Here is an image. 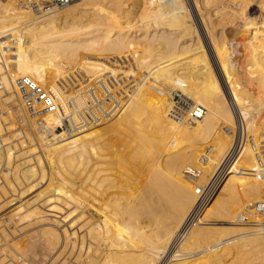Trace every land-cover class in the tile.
<instances>
[{
	"label": "bare ground",
	"instance_id": "6f19581e",
	"mask_svg": "<svg viewBox=\"0 0 264 264\" xmlns=\"http://www.w3.org/2000/svg\"><path fill=\"white\" fill-rule=\"evenodd\" d=\"M7 2L9 4L0 7V101L7 108L0 115V133L8 128L12 132L13 124L7 127L5 124L13 117L12 121L16 119L18 122L14 123L20 127L11 135L17 142L8 141L10 137L4 138L0 134V149L3 148L0 163L5 157L7 167L11 168L17 158L23 159L24 166L19 167L21 178L18 175L14 178L11 170L3 174L0 212L6 205L12 206L5 215L11 222L17 219L18 224L11 234L4 230L6 224V227L0 226L4 230L0 231V264H52L62 254L60 262L67 264L66 253H63L67 245L72 250L78 246L79 250L73 259L75 262L70 261L75 252L70 258L68 256L70 263L161 264L175 235L187 230L188 216L198 202L194 187L185 179L182 168L196 166L203 173L202 178H209L230 149L234 131L239 127L237 119L245 121L248 131L252 122L249 116L255 112L260 118L258 125L264 129V0L256 4L260 8L259 16L249 14L251 6L248 2L234 1V39L230 40L246 53L236 48L233 53L228 46H218L216 40L211 39L213 27L210 23L211 19L217 21L218 10L210 12L212 9L208 7L209 11L202 12L206 5L214 4L213 0L206 3L192 0L205 35L190 19L184 0H141V11L131 15L136 19L133 25L126 24L131 19L133 0H96L91 6L73 1L59 7L50 6L55 3L53 0L35 5H32L34 0ZM104 2L107 9L102 8ZM36 6L40 10L38 14L34 11ZM206 35L221 67L220 76L215 71L217 67H212L217 62L212 63L210 46L206 49V43H202V39L206 41ZM135 44L159 51L160 64L150 65L148 71L139 69L134 72L136 75L122 79L123 70L100 61L107 52L121 51L123 54L122 50ZM87 52H95L99 57L88 56ZM230 52L233 54L229 55ZM235 54L239 55L237 60ZM108 72L121 80L124 94L119 97L110 94L111 86L104 76ZM159 74L171 81L183 78V95L206 108L202 119L170 117L171 96L166 97L163 87L157 88L155 83L149 82ZM25 76L27 80L22 79ZM17 78L22 80L18 82ZM61 80H69L68 85L74 91L68 94L70 90L67 89L66 94L60 87L64 83L61 84ZM121 84L118 83V87ZM193 86H199V89L189 95ZM38 87L41 89L37 90ZM117 90L120 93L119 88ZM224 91L230 99L233 97L239 111L236 112L231 101L230 107ZM43 92L58 106L56 104L51 111L37 113L34 117L28 116V106L34 105L38 110L48 106L50 101L43 100ZM106 97L113 100L111 108L105 106ZM118 101L125 107L114 111L121 113L117 115L120 122L116 120L119 126L114 130L120 137L127 135L128 144L124 149L116 145L118 135L113 142V138L109 140L110 132L108 137L103 131L93 129L103 124L117 108ZM63 117L67 118L66 127ZM38 120L48 123L49 132L37 129ZM222 123L223 132L219 129ZM57 127L63 129L61 134L56 135ZM48 133L54 135L51 141ZM255 134L252 144L244 146L236 160V164L240 163L236 165L238 170H232L231 176L237 178L238 182L234 180V183H242L243 190H249L254 198L250 197V201L264 203V176L260 175L264 171V130ZM183 143H189L190 151L174 153ZM15 148L20 150L18 155H15ZM33 154H36L33 156L35 161L31 158ZM68 171L72 174L70 177ZM228 177L232 178L230 174ZM22 181L24 186L28 185L23 191L20 190ZM44 182L47 184L45 189L29 195L42 183L45 185ZM232 183L228 186L230 191L236 185ZM238 186L237 190H242ZM236 191L233 190L237 196ZM7 193L9 197L4 199ZM145 213L157 227V233L153 232L157 235L154 241L146 238V226L141 224V219L147 218ZM141 215L145 217L141 218ZM261 216L254 218L251 226H245L244 222L233 221L234 212H217L214 221L208 223L206 219L204 223L217 225L219 222L223 228L199 227L195 223L196 227L190 230L186 239L183 238L185 241L181 246L179 244L180 249L171 252L169 260L172 264H241L245 255L257 247L260 249L258 255H250L243 262L264 264V216ZM26 219L31 220L25 222ZM24 223L28 224L17 227ZM10 235L19 239L10 243L15 239L11 236L13 239L9 240ZM248 237H252L251 242L246 240L242 246L233 242L224 244ZM220 240L224 247L219 246L222 242L217 243ZM211 244L213 248L207 247ZM102 245L106 248L102 249ZM198 253L201 256L196 258ZM83 254L85 257L81 258Z\"/></svg>",
	"mask_w": 264,
	"mask_h": 264
},
{
	"label": "rangeland",
	"instance_id": "374dc122",
	"mask_svg": "<svg viewBox=\"0 0 264 264\" xmlns=\"http://www.w3.org/2000/svg\"><path fill=\"white\" fill-rule=\"evenodd\" d=\"M7 1H9V2H11L10 0H7ZM6 0L4 1V0H0V7L1 8H3L4 6H5V4H9L8 2H7ZM73 1L75 2V1H77V2H75V4L76 3H78L79 4V2L80 3H89V4H86V5H88V6H91V4L92 3H94V2H96V0L95 1H93L92 2V0H80L79 2H78V0H72L71 2L73 3ZM82 1V2H81ZM85 1V2H84ZM97 1H99V0H97ZM185 1V3H186V5H187V7H188V9H189V16H190V19L195 23V25L197 26L198 25V28L200 29V30H202L201 31V34L203 35H205V31H204V29H201L203 26H202V24L201 23H199V22H201V17H200V15L198 14V12L195 10V6L193 5V2H192V0H184ZM206 3L207 2V0H200V2L201 3H204V2ZM214 2V4H211V6H209V5H206L205 7H204V4H202L203 5V12L202 13H205V12H207V11H209L210 9H212V10H210V12H212V11H215V10H218V12H217V14H216V20L217 21H215V22H213V19H211V23H210V25H212V29H211V35L213 36H211V39L212 40H216V45H218V46H220L219 44H221L222 46L223 45H225V46H228L229 47V49L231 48V51H233V53H234V50H235V48L238 50V51H241L242 53H246V52H244L243 51V48L241 47V48H239V47H235L234 46V41L233 40H230V39H234V35H233V33H234V1L235 2H241V1H245V2H248V4H250V8H248V12H249V14L250 15H252L253 14V16H259V14H260V8L256 5V4H258L259 5V3L262 1V0H213ZM92 2V3H91ZM216 2V3H215ZM253 2V3H252ZM105 3V2H104ZM140 3H141V0H133V2H131V10L133 11L131 14H130V16L129 17H131V19L130 20H128V23H126V24H128V25H133L134 23H135V18H133L132 19V17L135 15V13H137V12H139V11H141V6H140ZM3 4V5H2ZM252 4H254V5H252ZM93 5V4H92ZM50 6H52V7H59V6H54V5H50ZM49 6V7H50ZM105 7V9H107V3H105V4H102V8H104ZM212 6H214V8H212ZM24 7V6H23ZM47 7V6H46ZM208 7H210V9L209 10H207L208 9ZM255 8V9H254ZM35 9V8H34ZM257 9V10H256ZM34 11H39V10H37V9H35ZM135 11V12H134ZM35 12V13H36ZM216 12V11H215ZM215 12H213V13H215ZM223 12V13H222ZM225 12V13H224ZM232 14H231V13ZM259 13V14H258ZM36 14H38V12L36 13ZM226 16H228V17H226ZM228 14V15H227ZM131 15H133V16H131ZM232 15H233V17H232ZM228 18V19H227ZM221 19V20H220ZM224 19H227L226 21L224 20ZM198 20V21H197ZM218 20H219V23H218ZM228 21V22H227ZM224 23V24H223ZM228 24V25H227ZM125 25V24H124ZM213 25H215V26H213ZM227 25V26H226ZM224 29V30H223ZM204 32V33H203ZM213 33V34H212ZM225 33H227L226 35H225ZM215 36V37H214ZM221 36V37H220ZM227 36V37H226ZM233 36V37H232ZM226 38V39H225ZM244 38H246V36H244ZM201 39H202V37H201ZM227 40V41H226ZM207 41V42H206ZM206 41H204L203 39H202V43H206V49H207V47L208 46H210V49H208L209 50V54H211L210 55V57H211V60L212 61H214V62H212V63H216L215 65L216 66H214L213 64V66L212 67H217V68H215V71H217L216 73H218L219 74V76L221 75V67L219 66V63H218V61H217V59L215 58V52L213 51V48H211V45H210V40L207 38V35H206ZM218 41V42H217ZM225 41V42H224ZM229 41H232V42H229ZM208 43V44H207ZM218 43V44H217ZM230 45H229V44ZM231 43H233V44H231ZM132 46V47H131ZM129 45L128 46V48H126V49H124V51L122 50V53L123 54H121L120 52H113V53H111V52H107L106 54H104L103 56V59H101L100 61H102L103 63H105V64H109L108 66H110L111 68H114V69H120V70H123V77H122V79H124L126 76H128V75H130V74H134V75H136L134 72H136L137 70L139 71V69H141V70H143V71H148L149 70V67H150V65H152V64H154V65H158V64H160V60H161V54H160V52L159 51H156L155 49H151V50H149V49H145L144 47L145 46H143L142 44L141 45ZM133 46H134V48H133ZM139 46V47H138ZM232 46V47H231ZM234 46V47H233ZM133 48V49H132ZM140 48H141V50H140ZM209 48V47H208ZM139 49V50H138ZM143 49H145V50H143ZM130 50V51H129ZM125 51H127V52H125ZM211 52V53H210ZM110 53V54H109ZM232 52H230L229 53V55H232L233 54ZM89 54V55H88ZM95 54V55H94ZM121 54V55H120ZM86 55H88V56H97V57H99V55H96V53L95 52H92V54H90V53H88L87 52V54ZM105 55H107V56H105ZM110 55V56H109ZM245 56H246V54H244ZM93 56V57H94ZM108 57V58H107ZM117 57V58H116ZM234 57H235V59L237 60L238 58H239V55H237V54H235L234 55ZM116 58V59H115ZM115 59V60H114ZM123 61H121V60ZM112 61H113V63H112ZM115 61V62H114ZM118 62H120V63H118ZM111 63H112V65H111ZM114 63H116V64H114ZM121 64H123L122 66H120ZM116 65H117V67H116ZM118 66H119V68H118ZM121 67H123L122 69H121ZM219 67V68H218ZM132 68V69H131ZM213 68V69H214ZM219 69H220V71H219ZM188 70V69H187ZM186 70V71H187ZM189 71V73H192V74H194V72L192 71V70H188ZM108 74H110V75H108ZM107 75V76H106ZM106 75H104L105 76V79L107 80L106 82L108 83V85H109V87H110V89H111V91H110V94H114L116 97H119V95H121V94H124V91H122V90H124V87H123V85L121 84V80L119 79V76L117 77V76H114V75H112V73L111 72H108V73H106ZM112 75V76H111ZM111 77V78H109V77ZM132 77H134V76H130V78H132ZM110 79V82H109V79ZM222 79H223V77H221ZM220 78V79H221ZM193 79H194V77H193ZM195 81L197 80V79H194ZM69 80H67V81H65L64 82V80H61V84L63 83V85H61L60 87H62V89L63 90H66V94H67V91L68 90H70V91H68V94H69V92L71 93L72 91H74V90H72L71 89V87H69V85H68V82ZM114 81V82H113ZM223 81V80H222ZM67 82V83H66ZM149 82H151V83H155V85L157 86V88L159 87H163V91L164 92H166V97H170L171 96V100H173L172 98H173V93L175 92V90L176 89H183L182 87V84H183V78H178V80L177 81H171V80H166L165 79V77L163 76V74L162 75H156L151 81H149ZM224 83H225V81H223ZM66 83V84H65ZM113 83H114V85L115 86H113ZM118 83H120L121 85H119V87H118ZM58 84H60L59 82H58ZM153 84L151 85V87H153ZM117 85V86H116ZM63 86H65V88L63 87ZM67 86V87H66ZM113 86V87H112ZM123 88H122V87ZM116 87H118L119 88V92L120 93H118V88H116ZM136 87V86H135ZM91 89L93 88V87H90ZM120 88H121V90H120ZM68 89V90H67ZM94 89V88H93ZM92 89V90H93ZM114 89V90H113ZM130 89H132V88H130ZM133 89H135L134 87H133ZM199 89V86H193L192 87V89L190 90V94L189 95H191V94H193L196 90H198ZM113 90V91H112ZM115 90H116V92H115ZM167 90V91H166ZM94 91V90H93ZM253 91V90H252ZM112 92V93H111ZM130 92V91H129ZM168 92V93H167ZM170 94V95H169ZM187 94V93H186ZM224 96H225V98L227 99V101L229 100V102H228V104L230 105V101H231V105H233L234 106V108L236 109V112H237V110L239 111V108H238V106H236V104L234 103V99H233V97L230 99V97H229V95H228V93L226 92V91H224ZM109 100V101H108ZM105 101L106 102H104L105 103V106L106 107H108V108H111L112 107V105H113V100H111L110 99V97H106V99H105ZM125 101V100H124ZM3 103L0 101V106L2 105ZM120 104V105H119ZM5 104H3L1 107H0V115H3V112H2V110H6L7 108L4 106ZM111 105V106H110ZM117 105V108H115V107H113V108H115L114 110H113V108L111 109V112H112V110H113V112L111 113V114H109L110 116H108V120L106 119L104 122H103V124H101V125H99V126H97V127H95V128H93L94 130H97V131H100V132H102V133H106L107 134V136L108 137H110L109 136V132H110V134L112 135L111 137H110V139L109 140H111L112 138V140H113V142L114 141H116V139H117V135H118V144H119V146H118V144H116L117 145V147H119V148H122V149H124V148H126V146H127V141H126V139L128 138V137H126L127 135L126 134H122L123 136H121L120 137V135L117 133V135H116V130H114V129H117L118 128V126H119V123L117 122V121H119L120 122V120H117L119 117V115L121 114V113H119V112H114V111H117V109L118 108H123V107H125L124 105V103L122 102V103H120L119 101H118V104H116ZM231 105H230V107H231ZM11 110V109H10ZM4 115H5V113H4ZM118 115V116H117ZM235 115V114H234ZM255 116H256V120H255ZM171 118H173L172 116H170ZM250 118H249V120L250 121H252L251 123H250V126H248V131L250 130V132H249V134H251V135H253V137L252 138H255V136H256V134L255 133H259V131H262V130H264L262 127H261V125L259 126L258 125V121L260 120V118L255 114V112H252V114L249 116ZM14 118V117H13ZM13 118H12V120H13ZM254 118V119H253ZM258 118H259V120H258ZM120 119V118H119ZM253 119V120H252ZM11 120V119H10ZM10 120H8V121H10ZM11 120V122L9 123V122H7L5 125H6V127L8 126V124H13V126H11L10 128L12 129V132H11V130L8 128L7 130L6 129H4L3 131H2V133H0L1 134V136L2 137H4V138H6V137H10V140L8 139V141H11L12 139L14 140V138H12V133H14L15 131H16V128L17 129H19V125H17L18 123V121L15 119L14 121H17V122H15L14 123V121H12ZM117 120V121H116ZM235 120V119H234ZM115 121H116V123H115ZM254 121V122H253ZM115 124H114V123ZM256 122H257V124H256ZM236 123V122H235ZM252 123H254V124H252ZM223 125H221L220 124V128L219 129H221V132H223V130L222 129H224V123H222ZM102 125H104V126H102ZM106 125V126H105ZM252 125V126H251ZM16 126V127H15ZM18 126V127H17ZM257 126V127H256ZM101 127V128H100ZM106 127V128H105ZM261 127V128H260ZM104 128V129H103ZM108 128V129H107ZM15 129V130H14ZM245 129H247V124H246V126H245ZM10 130V131H9ZM25 131V130H24ZM108 131V132H107ZM115 133H114V132ZM9 132H11V133H9ZM4 133V134H3ZM112 133H114V134H112ZM7 135V136H6ZM116 135V136H115ZM255 135V136H254ZM0 136V137H1ZM19 137V136H18ZM22 139H25V138H22ZM19 140H21V139H19ZM18 141V140H17ZM16 140H14L13 141V143L14 142H17ZM51 141V140H50ZM27 141L25 140V143H26ZM53 142V141H52ZM28 143H26V145H27ZM247 144V143H246ZM245 144V145H246ZM183 145V146H182ZM181 146H180V148L179 149H175L176 151L174 152V153H178L179 151H190V145H189V143H183ZM248 146L250 145L249 143L247 144ZM4 147H6L5 145H3ZM18 145H16V147H17ZM19 148V147H18ZM2 150H3V148H1ZM1 149H0V151H1ZM17 148H15V150H16ZM19 149H21V148H19ZM18 149V150H19ZM26 149H28V148H26ZM188 149V150H187ZM13 150H14V148H13ZM18 150H16L17 151V153L15 152V155H18L19 154V152H20V150H19V152H18ZM174 153H173V155H174ZM36 155V154H35ZM34 154L33 155H31L30 157L33 159L34 157L33 156H35ZM3 156H4V154H3ZM17 157V156H16ZM29 157V158H30ZM5 158V157H4ZM3 158V162L2 163H0V166L2 165V164H5V159ZM15 159H16V161H15ZM14 159V162L15 163H13L12 164V167H13V171H14V174H13V176H14V178L15 177H17V175L19 176V178H21V176L19 175L20 174V168H23V166H24V164L22 163V161H23V159H21V160H19V159H17V158H15ZM19 161V162H18ZM33 161H35V159H33ZM16 162H18V163H16ZM21 162V163H20ZM240 162V161H239ZM19 163H20V165H19ZM236 163H238L237 161H236ZM235 163V165H234V168L232 169L233 171H234V169H235V171H237L238 170V168L236 167V165H239V164H236ZM15 164V165H14ZM17 165H19V166H17ZM22 165V166H21ZM185 166V165H184ZM20 167V168H19ZM196 167V166H195ZM16 168L17 169H19L18 171L16 170ZM185 167H183L182 168V173H183V169H184ZM196 168H198V167H196ZM237 168V169H236ZM231 170V171H232ZM229 172L228 173V176H229V174H230V177H232V178H229L227 175L225 176V178L223 179V181L221 182V185L219 186V189H218V191H217V193H216V195L210 200V201H208L204 206H202L201 207V209H200V211H199V213L197 214V216L194 218V219H192V221L190 220L189 222H188V224L186 225V229L187 230H185V231H183V232H178L175 236L176 237H174V239H173V243L171 244L172 246H171V248H170V250H169V253H168V255L163 259V260H161V264H168V262H169V264H172L173 262L172 261H170L169 259H170V257H169V255L171 254V252H175L176 250H178V249H180V246L182 245V244H184V241H185V239H186V237L188 236V233L190 232V230H192L194 227H196L195 225L197 224V226H199V227H205V226H207V227H205V228H210L211 226H212V228H217L218 226H221L222 228H223V225H219V222L217 223V225H211V224H208V223H210V222H212V221H214V220H212V219H215L216 217H214V215H215V213H217V212H223V211H231V212H234V219H233V221L235 220V221H239L240 223H243V222H241L240 220H239V217L238 216H240V213L242 214V213H245V212H248V213H250V222H244L243 224L245 225V226H251L252 224V221H253V219L254 220H256L257 218H261L262 216V213L261 212H258L255 208H254V204H255V202L256 201H253L254 200V198H252V196H251V193L249 192V190H243V188L245 187V186H242V183H234V180L235 181H237V178L236 179H233L234 178V176H231L232 174V172ZM234 171V172H235ZM16 172V173H15ZM233 172V173H234ZM19 173V174H18ZM68 173H70V171H68L67 172V175H68ZM203 174V173H202ZM201 174V175H202ZM264 174V173H263ZM262 173H260V175L263 177L264 175H263ZM70 175H72L71 173L68 175V177H70ZM183 175H184V173H183ZM2 176H3V174H2ZM236 177H239V176H237V175H235ZM185 177V176H184ZM211 177V175L209 176V178ZM57 178H60V177H57ZM209 178H206V179H204V178H202V176L201 177H199V179H198V181H196V183H204V182H206ZM186 179V178H185ZM202 179V180H201ZM229 179H231V181L229 180ZM187 180V179H186ZM233 180V181H232ZM191 185H193L192 187H194V184L192 183V182H190L189 180H187ZM204 181V182H203ZM263 182H264V180H262ZM226 182H228L227 183V185L226 184H224V183H226ZM230 182V183H229ZM231 182H233L234 183V185H235V189L237 190V186L238 185H240V186H238V189H242V190H235L234 188H233V190L234 191H236L237 192V196H236V193H234L233 192V190L232 191H230L229 190V187L231 186ZM238 182V181H237ZM45 183V182H44ZM233 183H232V185H233ZM43 184V183H42ZM41 184V186L39 187V189L37 188L35 191H33L31 194H29L30 196H32V195H34V194H36L37 193V191L38 192H40V189H45L46 188V183H45V185L43 184L42 185ZM4 185V182L2 183V184H0V196H1V198H3L2 197V193H1V187ZM233 185V186H234ZM229 186V187H228ZM4 187H6V186H4ZM21 187H23V188H21ZM28 187V185L27 186H24V183H23V181H22V186L20 185V190L21 191H23V190H25L26 188ZM243 187V188H242ZM7 188V187H6ZM70 190H71V192H75V190L71 187V186H69L68 187ZM194 189V188H193ZM225 189H228V190H225ZM41 190V191H42ZM73 190V191H72ZM231 193H233V194H231ZM242 191L244 192V191H247L248 193H250V195L247 193V192H244V193H242ZM73 192V193H74ZM229 192V193H228ZM34 193V194H33ZM242 195V194H245V195H242L241 197H240V194ZM2 194V195H1ZM228 194V195H227ZM229 194H231V195H229ZM225 195V196H224ZM234 195V196H233ZM28 196V195H27ZM30 196H28V198L30 197ZM197 196V195H196ZM227 196V197H226ZM241 198L240 200H239V197ZM244 196V197H243ZM6 198H4V199H8L7 197H9V194L7 193V195L5 196ZM25 198H27L26 196H24ZM23 197V198H24ZM233 197V198H232ZM250 197L253 199L252 201H250L251 199H250ZM23 198H22V200H23ZM197 198H198V196H197ZM230 198V199H229ZM238 198V199H237ZM243 198V199H242ZM244 198H247V200H248V198H249V202L248 201H246V199L244 200ZM237 199V200H236ZM22 200L19 202V203H21L22 202ZM24 200H26V199H24ZM198 200V199H197ZM236 200V201H235ZM239 200V201H238ZM263 200V199H262ZM234 201V202H233ZM259 201V200H258ZM257 201V202H258ZM241 202V203H240ZM225 203V204H224ZM236 205H235V204ZM252 203V204H251ZM1 204H3V203H1ZM237 204H239V206L237 205ZM243 204V205H242ZM220 205V206H219ZM251 206H253V207H251ZM10 207L11 208H13L12 206H9V207H7V205L4 207V208H2V209H4L3 211H1L0 212V222H2V224H3V226H2V224L0 223V226L1 227H6L5 226V224L7 225V229L6 228H4V230H6V231H11V232H13V229L15 228V225H17L18 223L17 222H15V221H17V219L16 220H13L12 222L10 221L11 219H9V217H8V215L6 216L5 215V211L7 212L8 210H10ZM220 207V208H219ZM225 207V208H224ZM7 208V209H6ZM218 208V209H217ZM223 208V209H222ZM227 208V209H226ZM240 208V209H239ZM253 208H254V210H253ZM208 209H210V210H208ZM221 209V210H220ZM235 209V210H234ZM212 210V211H211ZM220 210V211H219ZM252 210L254 211L253 213H252ZM2 213H3V215H2ZM255 213V214H254ZM213 214V215H212ZM253 214H254V218H253ZM260 216H259V215ZM1 215H2V217H1ZM143 215H146V217L149 215L148 213H145V214H143ZM143 215H141V218H144L145 216H143ZM258 215V216H257ZM4 216V217H3ZM143 216V217H142ZM211 216V217H210ZM257 216V217H256ZM207 217V218H206ZM209 218V219H208ZM238 218V219H237ZM144 219H147V220H144ZM143 220H144V222H143V220L141 219V221H142V223L141 224H143V226H146L144 229H145V235H146V238L147 239H149V240H151V241H154V240H156L157 239V235H155V234H153V232L155 233H157V227L153 224V222H150V219L151 218H149V217H147V218H144ZM207 219V220H206ZM29 220H31V219H29ZM28 219H26L25 220V222H30ZM205 220H206V222L207 221H209L207 224H205L204 222H205ZM7 223H9V224H7ZM148 221V222H147ZM234 221V222H235ZM254 222V221H253ZM14 223V224H13ZM147 223V224H146ZM150 223V224H149ZM196 223V224H195ZM204 223V224H203ZM246 223V224H245ZM249 223V224H248ZM28 224V223H27ZM27 224H21V225H18L17 227L19 228H22V227H24L25 225H27ZM145 224V225H144ZM195 224V225H194ZM248 224V225H247ZM23 225V226H22ZM147 225H149V226H147ZM193 225V226H192ZM155 226V227H154ZM214 226V227H213ZM9 227V228H8ZM65 227H67V225H65ZM153 227V228H152ZM221 227H218L219 229L221 228ZM146 228H148V229H146ZM149 228H151L150 230H149ZM211 228V229H212ZM237 229V228H236ZM4 230H3V228H0V231H2V232H4ZM25 230V229H24ZM23 231V230H22ZM72 231V230H71ZM11 232L9 233V234H11ZM147 232H149L150 234H147ZM83 233H85V231H83ZM153 234V235H152ZM178 235H179V237H178ZM1 236V235H0ZM12 235H10L9 236V240L13 237H11ZM21 236H22V234H21ZM149 237V238H148ZM152 237V238H151ZM13 238H15L13 241H9L10 243H13V242H15L17 239H19V237L17 236V238L16 237H13ZM12 238V239H13ZM183 238H185V239H183ZM11 239V240H12ZM224 239H226V238H224ZM251 239H252V237H250V239H249V237L248 238H244V239H241L240 241H236V240H234V241H229V242H225L224 244L225 245H228V244H226V243H229V244H231L232 242L234 243V245H239V246H242L243 244H245L246 243V240L247 241H249V243L251 242ZM70 240L71 241H73L74 240V238H70ZM177 240V241H176ZM183 240V241H182ZM3 241V240H2ZM218 241V240H217ZM216 241V242H217ZM222 241H223V239H222ZM221 240L219 241V242H217V243H220V242H222ZM241 241H244V243L242 242L241 243ZM179 242V243H178ZM183 242V243H182ZM235 242H237L236 244H235ZM238 242H240V243H238ZM10 243H8V244H10ZM181 243V244H180ZM232 243V244H233ZM248 242H247V244H249ZM173 244H175V245H173ZM179 244H180V246H179ZM223 244V242L219 245V246H221V247H224L225 245ZM241 244V245H240ZM252 244V243H251ZM102 247V249H104V248H106V246L105 245H102L101 246ZM178 247V248H177ZM207 247H209V248H213V246H212V244H211V247L210 246H207ZM207 247H205L204 249H208ZM259 248V247H258ZM261 248V247H260ZM65 249V248H64ZM66 250V251H65ZM64 251H63V253L65 254V256H66V262H67V264H75V263H70V261L71 262H75L73 259L74 258H76V254L79 252V250H78V246H76L75 247V249H71V246L70 245H67L66 246V249H65ZM76 250V251H75ZM210 250V249H209ZM209 250H206L205 252L206 253H208L209 252ZM252 250H254V251H252V253H248L249 255L248 256H246L245 255V257L246 258H244L243 260H245V259H247V257H249L250 255H253L254 257L255 256H257L258 254H257V252L260 250V249H257V247H256V249H252ZM72 252H75L74 254H73V256L71 257L70 255L72 254ZM79 254V253H78ZM76 255V256H75ZM63 256V254L60 256V257H58L59 258V260H58V258L56 259V260H58L59 262H57L56 263V260L53 262V263H55V264H59V263H61L60 262V258ZM68 256H69V258L71 257L72 259L70 260L69 258H68ZM199 256H201L200 255V253H198V255H196L195 257L196 258H198ZM85 257V255L83 254V256L81 257V258H84ZM68 258V259H67ZM53 260H54V258H52ZM51 259V261H53ZM68 260H70V261H68ZM83 260V259H82ZM166 260V261H165ZM243 260H241V264H246V262H243ZM168 261V262H167ZM245 261H247V260H245ZM65 262V263H66ZM167 262V263H166ZM240 262V261H239ZM243 262V263H242ZM45 263V262H44ZM52 263V264H53ZM248 264H249V262H247ZM46 264V263H45ZM62 264V263H61ZM240 264V263H239Z\"/></svg>",
	"mask_w": 264,
	"mask_h": 264
},
{
	"label": "built area",
	"instance_id": "2783aa9c",
	"mask_svg": "<svg viewBox=\"0 0 264 264\" xmlns=\"http://www.w3.org/2000/svg\"><path fill=\"white\" fill-rule=\"evenodd\" d=\"M53 1H55V3L53 4L54 6H62L64 4L71 2L72 0H53ZM42 2H44V0H34L32 5L33 4L35 5V3L39 4ZM37 7L38 6H36L35 9H37ZM27 78H28L27 76L22 77V79L24 80H27ZM22 79L17 78V81L19 82ZM23 88L24 87H20V89H23ZM40 89H41L40 87L37 88V90H40ZM45 95L46 94L43 92L42 94L43 100L45 102L50 101L48 106L43 109L38 110L36 106L28 103L29 105H31L27 107L28 116L34 117L36 116L37 113L51 111L53 108H55L56 104L58 106L57 102L54 104L51 103L50 96H45ZM172 99H173L172 100L173 109L170 112V116H172L173 118L175 117L176 119H179V120L184 119V118L196 120V119H202L204 114L206 113V108L204 106L199 105L197 103H193L191 100L186 98L183 95V92L181 89L175 90V92L173 93ZM62 119L66 127L68 125L67 118L63 117ZM236 121L239 127L237 130L234 131V139L232 141L230 149L228 150L221 165L217 167L215 172L211 175V177L206 182L196 183V181H198L199 177H201V174H202L199 168H196L194 166H186L183 169L185 178L194 184L195 194L198 196L197 205L191 211L190 215L188 216L187 224L190 220L192 221V219H194L197 216L201 207L204 206L208 201H210L216 195L219 189V186L221 185V182L223 181L225 176L234 168L236 160L238 159L241 152L243 151L245 144L246 143L252 144L253 136L249 134L248 131L245 129V126H246L245 121H242L241 119H237ZM36 127L40 132H43V133L49 132L50 130V128L48 127V123L45 120H38V122L36 123ZM56 130H58L57 131L58 133H56V135L61 134V132L63 131L61 127L60 128L57 127ZM47 137L48 139L51 140L54 137V135L48 133ZM52 141H55V140H52ZM254 144L255 143H253V145ZM7 170L8 171L11 170V172H14L13 167L11 168L7 167L6 163L0 166V184H2L4 180L2 174H4L5 171ZM261 173L263 174L264 171H262ZM254 207L258 212H261L262 215L264 216V203H261L260 201H258L254 204ZM239 220L241 222H250V213L248 212L242 213L239 216ZM20 260L23 261L22 259Z\"/></svg>",
	"mask_w": 264,
	"mask_h": 264
}]
</instances>
